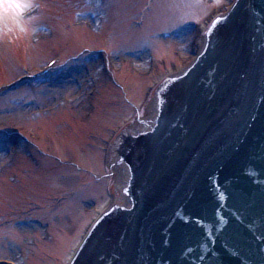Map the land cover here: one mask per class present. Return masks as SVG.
Segmentation results:
<instances>
[{
  "label": "rangeland",
  "instance_id": "374dc122",
  "mask_svg": "<svg viewBox=\"0 0 264 264\" xmlns=\"http://www.w3.org/2000/svg\"><path fill=\"white\" fill-rule=\"evenodd\" d=\"M233 1L31 0L0 16V264H68L120 199L114 138L152 118L154 86Z\"/></svg>",
  "mask_w": 264,
  "mask_h": 264
},
{
  "label": "water",
  "instance_id": "95a60500",
  "mask_svg": "<svg viewBox=\"0 0 264 264\" xmlns=\"http://www.w3.org/2000/svg\"><path fill=\"white\" fill-rule=\"evenodd\" d=\"M153 116L112 142L126 173L69 264H259L264 253V0H234ZM252 172L249 175V172Z\"/></svg>",
  "mask_w": 264,
  "mask_h": 264
},
{
  "label": "snow or ice",
  "instance_id": "6c2138e0",
  "mask_svg": "<svg viewBox=\"0 0 264 264\" xmlns=\"http://www.w3.org/2000/svg\"><path fill=\"white\" fill-rule=\"evenodd\" d=\"M31 0H0V16L12 12L16 17L22 15L27 9L33 7ZM252 172H249L251 175ZM259 264H264V253L258 255Z\"/></svg>",
  "mask_w": 264,
  "mask_h": 264
},
{
  "label": "bare ground",
  "instance_id": "6f19581e",
  "mask_svg": "<svg viewBox=\"0 0 264 264\" xmlns=\"http://www.w3.org/2000/svg\"><path fill=\"white\" fill-rule=\"evenodd\" d=\"M152 106H153V102H152ZM135 126H137V124H136V123L132 125V128H133V127H135ZM115 163H116V162H115Z\"/></svg>",
  "mask_w": 264,
  "mask_h": 264
}]
</instances>
